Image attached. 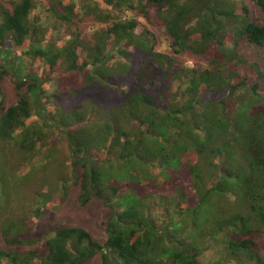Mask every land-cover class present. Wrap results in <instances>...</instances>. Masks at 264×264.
<instances>
[{
  "label": "trees",
  "instance_id": "16d2710c",
  "mask_svg": "<svg viewBox=\"0 0 264 264\" xmlns=\"http://www.w3.org/2000/svg\"><path fill=\"white\" fill-rule=\"evenodd\" d=\"M98 2L85 33L70 0H0V48L10 42L25 59L0 62V83L11 73L19 91L0 116L4 175L6 146L35 168L47 133L28 121L49 113L55 84L73 100L42 124L70 146L63 194L78 186L81 205L101 201L109 212L99 243L53 216L39 226L45 205L17 215L0 192V264H264V70L239 49L264 56V19L253 17L264 0ZM120 12L161 28L165 51ZM187 53L206 65L189 66Z\"/></svg>",
  "mask_w": 264,
  "mask_h": 264
},
{
  "label": "rangeland",
  "instance_id": "374dc122",
  "mask_svg": "<svg viewBox=\"0 0 264 264\" xmlns=\"http://www.w3.org/2000/svg\"><path fill=\"white\" fill-rule=\"evenodd\" d=\"M78 5L81 11L82 22L78 23L80 28L86 33L89 28L94 24H98L93 15L88 13V7L95 4L98 5L99 0H70ZM8 7H11L6 3ZM101 11H104L102 5H100ZM154 18L157 17V11H151ZM123 18L135 17L141 20L142 27L148 26L150 31L160 40L161 45L158 46L160 50L165 51L168 43L165 40V36L161 28L156 25H149L141 19V14L138 12L128 13L120 12ZM264 19V13L257 11L253 14V17ZM144 22V23H143ZM144 24V25H143ZM142 29V28H141ZM84 35V34H83ZM240 51L247 60L257 62L264 70V56L260 53L257 47L250 44H240ZM8 59V60H7ZM24 56L21 51L15 50L12 43L7 42L3 48H0V62L6 64V61L13 60L15 64H18ZM25 60V59H24ZM182 60L189 66L193 65H206V60L198 55L187 53L183 55ZM29 64H32L30 59H26ZM8 64V63H7ZM21 77L26 78L25 73H21ZM15 79L11 73H8L0 83V116L6 109L14 105L19 97V91L17 90ZM46 105L48 112L41 111L40 117L35 113L28 124H33L38 129H43L47 133L45 141H47L41 150L38 151L36 157H34L33 165L35 168L24 170L25 161L23 155L13 146H6L3 148L4 155L7 157L9 163L5 164L7 178L4 175L3 170V158L0 155V192L2 201L11 200L13 209L17 215H29L31 210L37 206H44L41 211L43 215L39 216V219H33L39 226L46 225L45 218H53L52 225H62L67 227H81L87 230L92 238L99 242L104 243L106 240V222L109 216L108 209L102 204L101 201H92L90 204L83 206L77 201L79 193L78 186H71L68 196H64L63 191V178L70 177V167L66 165L70 163L71 150L68 142L63 136V132L53 131V129H45L42 127L43 121L49 125H53L56 122V116L60 109L62 111H70L72 106V99L68 95H63L57 85H48L46 87ZM53 118V121H52ZM51 131V132H50ZM2 146V145H1ZM47 158H50L49 160ZM3 163V164H2ZM29 172V173H28ZM28 173V174H26ZM23 174H26L23 176ZM6 178V179H4ZM70 183V182H69ZM47 185V189L43 186ZM44 188V192H48L46 197H41V193L38 192L41 188ZM39 189V190H38ZM38 190V191H37ZM7 192V197H6ZM9 196V197H8ZM37 197L39 199V205L36 204ZM47 200V201H43ZM1 215V214H0ZM6 214L3 215L5 217ZM34 223L35 225H37ZM33 224V225H34ZM5 245L0 242V248H4ZM28 249V248H24ZM258 249L264 254V236L258 239ZM209 258V257H207ZM85 264H102L101 258L95 256L93 259Z\"/></svg>",
  "mask_w": 264,
  "mask_h": 264
}]
</instances>
